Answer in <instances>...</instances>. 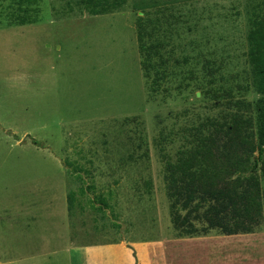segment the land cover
Masks as SVG:
<instances>
[{
  "label": "rangeland",
  "instance_id": "374dc122",
  "mask_svg": "<svg viewBox=\"0 0 264 264\" xmlns=\"http://www.w3.org/2000/svg\"><path fill=\"white\" fill-rule=\"evenodd\" d=\"M68 2L0 0V264H79L76 247L116 244L145 264H264V221L230 237L173 229L162 160L227 101L253 110L247 34L264 0H128L101 16ZM138 17L171 52L156 93Z\"/></svg>",
  "mask_w": 264,
  "mask_h": 264
},
{
  "label": "trees",
  "instance_id": "16d2710c",
  "mask_svg": "<svg viewBox=\"0 0 264 264\" xmlns=\"http://www.w3.org/2000/svg\"><path fill=\"white\" fill-rule=\"evenodd\" d=\"M71 1L89 16H101L123 11L128 0ZM254 17L247 34L251 75L245 87L260 96L253 110L244 101H227L230 111L192 128V138L174 162L162 156L170 222L180 236L249 235L264 221V18ZM160 34L153 21L138 17L140 68L152 93L170 76L171 52Z\"/></svg>",
  "mask_w": 264,
  "mask_h": 264
},
{
  "label": "crops",
  "instance_id": "0c3cea01",
  "mask_svg": "<svg viewBox=\"0 0 264 264\" xmlns=\"http://www.w3.org/2000/svg\"><path fill=\"white\" fill-rule=\"evenodd\" d=\"M116 245L117 247H91V245L76 247L84 256L79 264H136V261L137 264H145L143 253H139L138 250L132 251L124 245Z\"/></svg>",
  "mask_w": 264,
  "mask_h": 264
}]
</instances>
